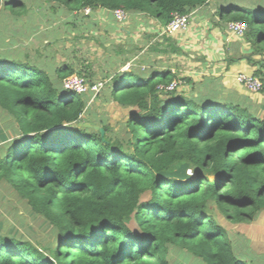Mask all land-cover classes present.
Listing matches in <instances>:
<instances>
[{
	"label": "trees",
	"instance_id": "trees-1",
	"mask_svg": "<svg viewBox=\"0 0 264 264\" xmlns=\"http://www.w3.org/2000/svg\"><path fill=\"white\" fill-rule=\"evenodd\" d=\"M40 1L84 20L98 9L113 16L122 8L152 13L164 24L171 13H189L207 2ZM20 7L23 1L0 0V11L12 16H21ZM217 16L222 28L245 25L239 35L250 47L247 60L260 64L252 57L264 60V5L221 6ZM110 47L115 56L121 49ZM72 58L46 70L0 53V111L15 132L9 138L0 131V142L8 140L0 144V182L54 234L50 245L0 234V264H172L173 251L198 264H264V252L238 250L219 221L250 224L264 212V114L258 106L225 90L219 78L196 84L170 70L146 74L135 66L102 69L97 80H107L102 100L126 110L117 126L83 119L91 93L64 89L63 80L76 74L91 85L96 73L90 62L77 68ZM252 75L261 82L257 92H264V64ZM172 82L174 88L166 89Z\"/></svg>",
	"mask_w": 264,
	"mask_h": 264
},
{
	"label": "crops",
	"instance_id": "crops-1",
	"mask_svg": "<svg viewBox=\"0 0 264 264\" xmlns=\"http://www.w3.org/2000/svg\"><path fill=\"white\" fill-rule=\"evenodd\" d=\"M248 1L207 0L203 6L191 11L192 15L187 27L184 30L175 32H167L165 29L167 23H162L155 16L148 19L147 13H129L126 20L119 23L114 21L115 19L113 20V16L104 10L98 9L88 18L90 25L93 24L92 26H95L96 30L98 29L96 37L92 39L98 46V55L108 63L110 58L114 63L116 62V58L125 59L129 57L128 61L123 65H120L118 62L110 65L104 63L99 75L102 74L103 70V73L107 70L110 72L113 70L112 73L115 71H127L124 67L131 61L134 66L140 67L139 70L146 74L154 71L170 70L177 76L189 77L196 84H199L201 81L204 82L209 78H219L225 90L237 92L240 95L249 97L252 104L258 106L259 113L263 115L264 92L249 93L235 79L238 73L252 75L254 73L253 71L259 69L260 64H264L263 58L257 55L252 57V59L260 61V64L254 61H248L250 47L242 36L230 31L227 27L222 28L216 24L219 20L217 9L221 6L235 4L241 7L253 8L258 5H264V0H251L249 3ZM59 11L61 22L62 20L66 21L64 32L60 33L65 50L61 51V48L54 49V52L49 53L46 51L48 54L46 56L43 55V45L49 43L46 38V34L48 33L44 34L43 32L31 31L32 28L28 27L27 24L22 25L18 23L19 21L22 23L21 20H17L15 24L17 25V33L14 35L16 37L15 46L19 50L22 49L24 51V49H27L26 51L30 53L29 50L34 45V38L37 37L35 39L37 41L40 40L38 41V45L41 44L42 48H37V46L33 49L34 55L43 59L48 58L59 62L65 61L67 58V49H69L65 47L66 42L72 37L73 39L79 37L75 41L79 42V44H83L84 42L81 33L76 36L71 33V37L66 35V33L70 32L71 29L83 32L84 22L88 20L82 19L76 13H67L63 7L59 8ZM144 20H150L147 26H143ZM81 23H83L82 27H78ZM42 28L43 26L41 27V31H44ZM47 28L44 27L46 31ZM107 32L108 34H106ZM111 44L121 46L116 56L110 51L111 47H109L107 52H104L103 48ZM76 52L80 53L79 50ZM52 53L55 54V57L49 58ZM61 55H63V58ZM191 58H193V63H187V60L190 59L191 61ZM198 61L203 62V67L198 68L195 66V69L192 71L186 69L188 65H194ZM113 68L116 70L114 71Z\"/></svg>",
	"mask_w": 264,
	"mask_h": 264
},
{
	"label": "rangeland",
	"instance_id": "rangeland-1",
	"mask_svg": "<svg viewBox=\"0 0 264 264\" xmlns=\"http://www.w3.org/2000/svg\"><path fill=\"white\" fill-rule=\"evenodd\" d=\"M20 1H23L25 4V7L23 8H16L18 11H20L19 14L21 16L18 15V17H16L17 15L12 16L8 14L7 11H0V53L10 55L17 60H28L46 70H52V62L54 63V66H58L63 62L53 61L48 58H45L43 60V58H39V56L34 55L33 49H35L37 46V48H42L41 44L38 45V41L40 40L37 41L35 39L37 37L34 38V45H32V49L29 50L30 53L26 51L27 49H24V51L22 49L19 50L17 46L12 45L15 44L13 42V38H16L14 37L12 30H14V28H17V25H15L16 21L21 20L22 23L20 21L18 23L22 25L27 24L28 27L32 28L31 31H38V33L43 32L44 34L48 33L46 34V38L49 43L47 42L48 45L46 47L44 44L43 46L45 48H42L44 51H42V54L45 56L48 54L46 51L51 53L54 52V49L59 48H61V51L65 50L64 42L61 39L62 37L60 36V33L64 32V25L66 21L62 20L61 22V20L58 18V16L60 15L59 8L61 5L55 3H45L40 0ZM250 1L251 0H249L248 3ZM147 14L148 19H150V17H154V14L152 13ZM151 20H153V18H151ZM51 22L53 23L51 24ZM85 22L90 21L88 20ZM149 22L150 20H144L143 26H147ZM92 25H90L89 28L87 27V29L83 30V32L71 29L70 32L66 33V35H69V37H71V33L74 36L81 33L84 38V42L83 44L75 42L79 37H76V39H73V37L70 38L65 44V47L69 49H67V58H64H66L65 61L68 62L74 55V58L77 59L73 60L72 58V62H74L77 68H79L82 62H84V65L90 62L92 68L91 70L96 73L97 81L101 76L99 75V72H101L100 69L103 67L105 61L101 56L98 55V46L92 40L93 37H96V32L98 31V29L96 30L95 26ZM42 26V30L44 31H41ZM44 27H48L47 31L46 29H44ZM106 34H108V32ZM110 46L111 45H108V47ZM77 50H79L80 53L76 52ZM19 51L27 53L18 55ZM51 57H55V54L52 53L49 58ZM61 57L63 58V55H61ZM188 62L193 63V58H191V61L190 59H188L187 63ZM132 63L133 62L130 61L127 64H129L130 68H135ZM195 66H197L198 68L203 67V62L198 61L194 65H188L186 69L192 71L193 69H195ZM98 94H101V97L96 98L95 96L90 95L89 101L87 103L89 114H83L82 118L89 119L95 122L97 119L103 118L110 125L117 126V121L125 117L126 110L121 108L114 102H105L104 99L102 100L103 96L105 95L103 89ZM12 124L13 122L9 118L7 113L0 111V131L5 133L9 138H12L15 135L13 127H11ZM80 125H83V123H81ZM7 141L8 140H4L3 142H0V144H6ZM187 173L189 172L187 171ZM219 221L228 229L230 237L231 239H233V241H235V245H237L238 250L246 249L251 255L257 254L258 251L264 252V212H261L257 219L250 224L232 225L222 217L219 218ZM0 234L4 236H14L17 238L28 240L31 241L34 245H50L54 237L51 225L48 224L42 218V216L33 213L27 205L26 201L22 199L11 187H9L4 182H0ZM170 257V261L172 264H198L192 256H179L175 251L171 252Z\"/></svg>",
	"mask_w": 264,
	"mask_h": 264
},
{
	"label": "built area",
	"instance_id": "built-area-1",
	"mask_svg": "<svg viewBox=\"0 0 264 264\" xmlns=\"http://www.w3.org/2000/svg\"><path fill=\"white\" fill-rule=\"evenodd\" d=\"M85 12H88V9H86ZM112 15L115 21L119 23L124 22L128 17V13L122 8H117L113 10ZM191 15L192 12L185 14H180L178 12L171 13L170 20L167 22L165 27L166 31L175 32L179 30H184L189 23ZM227 28L236 34H241L245 29V25L241 22H229L227 23ZM129 68V64H126L124 67L125 70H128ZM235 79L239 84L244 85L251 91L257 92L261 88V82L253 75L238 73L235 76ZM106 82L107 80L96 81L93 84L88 85L83 78L79 77L76 74H73L63 80V88L72 90L78 94L89 92L92 96H96L99 91L103 88ZM175 85L176 83L172 82L168 87H166V89L171 90L174 88Z\"/></svg>",
	"mask_w": 264,
	"mask_h": 264
},
{
	"label": "water",
	"instance_id": "water-1",
	"mask_svg": "<svg viewBox=\"0 0 264 264\" xmlns=\"http://www.w3.org/2000/svg\"><path fill=\"white\" fill-rule=\"evenodd\" d=\"M85 126H90L89 124H84ZM95 129L99 130V132L102 134L103 133V129L99 126H95Z\"/></svg>",
	"mask_w": 264,
	"mask_h": 264
}]
</instances>
